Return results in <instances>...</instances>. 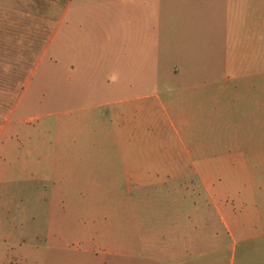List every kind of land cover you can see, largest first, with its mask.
I'll return each mask as SVG.
<instances>
[{"label":"rangeland","instance_id":"obj_1","mask_svg":"<svg viewBox=\"0 0 264 264\" xmlns=\"http://www.w3.org/2000/svg\"><path fill=\"white\" fill-rule=\"evenodd\" d=\"M68 1L0 0V264H118L126 258L109 249L126 237L123 223L133 229L132 207L129 218L123 212L130 196L177 194L183 165L234 159L185 146H217L221 111L229 116L243 74H228L218 94L209 85L107 89L86 0H73L57 25ZM136 92L151 94L123 102ZM145 118L154 120L141 130ZM128 167L150 185L139 186ZM243 247L234 264L264 259Z\"/></svg>","mask_w":264,"mask_h":264},{"label":"crops","instance_id":"obj_2","mask_svg":"<svg viewBox=\"0 0 264 264\" xmlns=\"http://www.w3.org/2000/svg\"><path fill=\"white\" fill-rule=\"evenodd\" d=\"M85 5L87 20L92 19L91 41L100 42L107 89L165 86L180 91L209 85L218 94L228 74L247 78L232 86L231 112L227 117L221 111L217 146L202 144L194 151L185 146L204 159H234L183 165L177 194L130 196L123 212L129 218L132 207L133 229L129 220L123 223L126 237L109 249L126 258L118 264H234L239 241L247 254L260 249L264 258V0H86ZM255 73L262 75L254 82ZM145 119L141 130L154 120ZM166 119L176 128L169 112ZM118 120L125 122V115ZM135 170L128 167L127 173L139 186L150 185L152 180L140 182ZM194 173L197 180L190 177ZM257 261L252 264H264V259Z\"/></svg>","mask_w":264,"mask_h":264},{"label":"trees","instance_id":"obj_3","mask_svg":"<svg viewBox=\"0 0 264 264\" xmlns=\"http://www.w3.org/2000/svg\"><path fill=\"white\" fill-rule=\"evenodd\" d=\"M12 100H13V97L12 98L10 97V100H8L7 102V106H9V104L12 103Z\"/></svg>","mask_w":264,"mask_h":264}]
</instances>
